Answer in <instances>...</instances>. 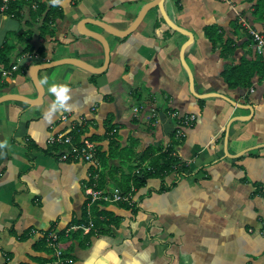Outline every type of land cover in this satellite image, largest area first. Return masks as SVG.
<instances>
[{"label": "crops", "instance_id": "crops-1", "mask_svg": "<svg viewBox=\"0 0 264 264\" xmlns=\"http://www.w3.org/2000/svg\"><path fill=\"white\" fill-rule=\"evenodd\" d=\"M151 1L58 0L62 17L55 12L52 33L42 39L43 19L32 23L29 9H49L50 0H29L18 19L0 12V74L17 66L11 76L0 75V97L35 99L34 65L78 59L101 68L103 48L79 33L80 20L110 48L101 74L62 64L37 72L44 90L38 105L16 98L0 103V264H57L48 243L40 244L50 233L70 264H264V79L255 75L249 87L230 89L221 75L241 59L258 57L245 25L264 33V9L260 20L253 14L258 0H165L170 25L155 8L122 38L91 24L125 31ZM208 26L223 32L221 44L206 38ZM27 33L30 41L22 42ZM226 41L234 50L228 57ZM28 43L32 54L23 52ZM63 84L71 108L52 112L50 88ZM175 114L195 116L185 138L175 137ZM110 128L120 149L129 141L144 143L134 152L143 150L146 171L155 153L167 149L187 170L149 177L138 191L130 180V206L93 205L85 191L99 183L112 188L122 175L112 182L104 173L93 181L98 156L96 165L63 162L49 140L62 132L76 143L94 142L102 153ZM162 183L171 187L158 193Z\"/></svg>", "mask_w": 264, "mask_h": 264}, {"label": "trees", "instance_id": "trees-1", "mask_svg": "<svg viewBox=\"0 0 264 264\" xmlns=\"http://www.w3.org/2000/svg\"><path fill=\"white\" fill-rule=\"evenodd\" d=\"M29 3H30L29 0H13V1H10L9 4L7 5V9L5 10V13L10 15L13 18L18 19L21 17V12L24 9V7L26 5L29 6ZM263 9H264V0H258L255 4V8H254V12H253L254 16H257L258 19L262 20L263 18L261 16L263 13ZM52 11H54V13H52ZM55 12H58V16H57L58 18L62 17L61 11L58 10L56 4L49 7V9H45V4H39L38 8L35 10L29 9V17H30L32 23L37 18L43 19L42 24H41V26H39V30H38V34H39L40 39H42L48 35L50 36V34L52 33V31L50 30V23L56 17ZM259 15H261V16H259ZM204 34H205L206 38H208L209 41L211 43H213V45H216L217 43H220V44L222 43L223 32L222 31L218 32L216 27H214V26L206 27L204 29ZM20 40L22 42L25 41V43H27V40L30 41V34L29 33L24 34L23 37H20ZM229 44H230V42L223 43V46H222L223 52L228 51V53L225 54L224 57H228V54L233 55V53H234V50L233 51L231 50ZM26 47L27 48L26 49L24 48L25 50L23 52L25 53V51H27V53L32 54L31 52L34 51V48L29 43L27 44ZM6 50H8V49H6ZM39 50H37V51L41 52ZM4 52L5 51H3L2 53L4 54ZM221 75L223 77V81L227 84V86L230 89L247 88L251 85L252 79L254 78L255 75H257L261 79H264V60L259 56L255 60H252V61L247 60V59H241L239 65H234V66L232 65L230 67H227L221 73ZM110 130H111V128L108 129L107 133H109ZM106 137L109 140L108 151L101 153L98 150L97 155H96V160H97V156H98V159L100 161V165L102 166V168L105 169L107 167V162L110 159H119L121 164L124 165L123 160L128 159L127 161H131L133 159L132 158L133 155L136 156V153L134 151H132V149L130 147H126L124 149L119 148L117 140L115 139V137H116L115 134H109V136H106ZM28 149H32V148L28 147ZM128 149H129V151H128ZM63 150H64L63 147H61V146L57 147L56 146L51 151H54L55 153H57L55 155H56V157H58L63 152ZM140 155H141V160H142V157L144 158V154L141 153ZM170 155L171 154H170L169 149L165 150V152H158V154H156L154 157H152L150 159V162L148 165L150 167L149 168L150 171H146L145 173L139 172V174L133 175L132 178L129 177L130 174L129 175L126 174L124 176L125 184L122 185V183L117 181L116 187H118L122 191L123 194H126V193L130 192V185H128L130 180H132V185H134L136 191H138L139 189H141L142 187L145 186L146 181L149 177L167 175L168 173L172 172L171 169L173 168V164H175V159H172L170 157ZM179 166L181 167V169L183 171L187 170V168L184 167L182 164H180ZM100 178H103L102 173L100 174ZM102 186L103 185L101 183H99V185H97L95 187V189L102 190ZM170 187L171 186H164V184L162 183L161 188L157 192L161 193V192L169 189ZM100 202L106 203L104 201H96L93 203V205H95V203H100ZM121 203H123V202H117L115 204L120 205ZM125 204L130 206L129 203H125ZM93 205L91 206L90 211L96 213V208ZM135 207H136V205H134L131 208H135ZM98 224H99L98 220H95L94 225L97 226ZM40 244L42 246H47V237L43 236ZM52 259H54V258L51 256L48 261H50ZM62 264H67V262H63Z\"/></svg>", "mask_w": 264, "mask_h": 264}, {"label": "built area", "instance_id": "built-area-1", "mask_svg": "<svg viewBox=\"0 0 264 264\" xmlns=\"http://www.w3.org/2000/svg\"><path fill=\"white\" fill-rule=\"evenodd\" d=\"M10 1L13 0H0V12H5V10L7 9V5ZM245 28L251 42L253 43L254 50L257 56L261 57L264 60V33L252 29L246 25ZM16 70L17 66L12 65L9 70H3L0 75L2 77L11 76L12 72ZM252 91L253 90H250V92ZM178 119L179 125L177 126V129L175 131L176 138L182 137L183 129L185 127H189V124L195 121V116L193 114H184L179 116ZM49 142L50 145L66 147L63 152L58 156L60 161L65 162L69 160H78L87 164H97V146L94 142H91L88 139H83L76 143L71 136L59 132L55 136H51ZM131 192H133V190H131ZM131 192L123 194L117 187L107 194L104 193L102 190H97L95 188H88L86 190V194L90 198L91 202L104 201L106 203L125 202L132 204L134 203V201L133 194ZM57 242V235L50 233L47 237V243L49 247L54 251L56 263L62 264V251L58 246ZM66 262L67 264H70L71 260L67 259ZM46 264H50V262Z\"/></svg>", "mask_w": 264, "mask_h": 264}, {"label": "water", "instance_id": "water-1", "mask_svg": "<svg viewBox=\"0 0 264 264\" xmlns=\"http://www.w3.org/2000/svg\"><path fill=\"white\" fill-rule=\"evenodd\" d=\"M164 1L165 0H153V1L145 4L143 6L141 12L138 14L137 18L134 20V22H132V24L125 31H118V30L112 28L110 25H108L104 22H101V21H95V22L93 21L91 24L96 25L97 27H99L100 29H102L103 31H105L106 33H108L110 35H113V36L118 37V38H122V37L128 35L129 33H131L136 28V26L142 21L145 14L147 13V11L150 8H157L159 10L161 16H163L164 19L169 23V21L166 18V15L164 13L163 6H162ZM85 24H87L86 20H80L78 22L77 29L81 35H85V36H88V37H91V38L97 40V42L100 43V45L102 46L103 52H104V63H103L101 68L92 67L88 63L81 61V60H78V59H61V60L53 61V62H50L47 64H43V65H34L29 70V76L32 79L34 86L37 90L36 98L35 99H27V98L22 97V96L6 95V96L0 97V103L5 101V100H8V99L16 98V100L23 101L29 105H38L40 103V101L42 100L44 90H43V87L38 80L37 72L42 71V70H47L49 68L56 67V66H59L62 64H75V65H78V66L82 67L83 69H85L91 73H94V74H101L104 70H106V67H107L108 62H109V53H110V48L108 46V42L104 38L103 35H101L97 32L86 30ZM169 25H170V23H169ZM171 26H173V25H171ZM174 28L180 32L186 33V35L189 36V38H190V36H191L190 33L183 31L176 26ZM183 63H184V61H183ZM184 66L186 67V70L189 74V77H190L189 80H190V83L192 85V78H191L190 70L185 63H184ZM191 92L193 93L192 89H191ZM225 140H226V138H225ZM224 151H225V154H227L226 148Z\"/></svg>", "mask_w": 264, "mask_h": 264}, {"label": "rangeland", "instance_id": "rangeland-1", "mask_svg": "<svg viewBox=\"0 0 264 264\" xmlns=\"http://www.w3.org/2000/svg\"><path fill=\"white\" fill-rule=\"evenodd\" d=\"M155 9H157V8H155ZM158 10V9H157ZM158 12H159V10H158ZM161 15V14H160ZM162 20L163 21H165L166 23H167V21L164 19V17L162 16ZM135 113H137L138 112V110H135L134 111ZM178 116L179 115H177V114H175L174 115V117L175 118H177L178 119ZM150 117V116H149ZM147 121H149V120H147ZM193 123V122H192ZM192 123L191 124H189V125H192ZM150 125V124H149ZM177 125H179V123H177ZM147 126V125H146ZM177 129V128H176ZM176 131V130H175ZM183 132H186L184 129H183ZM117 134L116 132H110L109 134ZM178 138V137H177ZM182 138H185V137H182ZM181 138V139H182ZM124 139V138H123ZM178 139H180V138H178ZM119 143H124V141L123 140H120L119 139ZM127 143V142H126ZM143 142H141V144L139 143L138 144V142L136 141V140H133L132 142L131 141H129V143L126 145V147H130L131 149H132V151H134V150H136V149H139L140 147L139 146H144V143L142 144ZM131 145V146H130ZM140 150V149H139ZM128 151H129V149H128ZM143 151V150H142ZM142 151L141 152H137L136 153V155L137 156H134V158H133V160L132 161H127V160H123V162H124V165H122L121 164V162L119 161V160H117L118 161V165H116L115 166V164H114V169L115 168H119V169H116L115 171H114V169H112V170H109V169H107L106 170V168L104 169V168H102L101 166H98V165H96L95 166V168H94V172H93V174H94V176H93V181L95 180V179H98L99 178V176H100V172L101 171H103V175H104V173H108L111 177H110V180L112 181V182H114V180L116 181V176L115 175H117V177H119V175H122V178H120V179H117V181H119L120 183H122V185L123 184H125V181H124V176L126 175V174H132L133 175V173L136 171V169H138V168H140V170H142L143 172L144 171H146V169H147V167L145 168V166L143 165V162H142V160L140 159V157H141V153H142ZM157 153H155V155H156ZM130 157V156H129ZM170 157L172 158V159H175V164H173V168L171 169L172 171H174V170H179V168H180V166H179V164H180V160L178 159V158H176V157H174L173 156V154H171L170 155ZM121 164V165H120ZM184 166V165H183ZM181 169V168H180ZM139 170V171H140ZM142 171H140V172H142ZM187 172V171H186ZM135 175H137V174H135ZM117 184V183H116ZM114 188H116V186H113L112 188H108V189H103L102 191L104 192V193H109V192H111ZM85 194H86V191H85ZM86 196H87V194H86Z\"/></svg>", "mask_w": 264, "mask_h": 264}, {"label": "clouds", "instance_id": "clouds-1", "mask_svg": "<svg viewBox=\"0 0 264 264\" xmlns=\"http://www.w3.org/2000/svg\"><path fill=\"white\" fill-rule=\"evenodd\" d=\"M50 2L55 5L58 0H50ZM4 13V12H1ZM11 68V67H10ZM50 91H52L56 95V99L53 102V104L50 106V109L52 112H55L56 110H69L71 108L70 101V88L67 84L58 85L55 87L50 88Z\"/></svg>", "mask_w": 264, "mask_h": 264}, {"label": "bare ground", "instance_id": "bare-ground-1", "mask_svg": "<svg viewBox=\"0 0 264 264\" xmlns=\"http://www.w3.org/2000/svg\"><path fill=\"white\" fill-rule=\"evenodd\" d=\"M120 190V189H119ZM121 191V190H120ZM122 192V191H121Z\"/></svg>", "mask_w": 264, "mask_h": 264}]
</instances>
